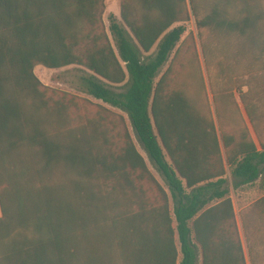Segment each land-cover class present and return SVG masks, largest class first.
<instances>
[{
  "label": "trees",
  "instance_id": "1",
  "mask_svg": "<svg viewBox=\"0 0 264 264\" xmlns=\"http://www.w3.org/2000/svg\"><path fill=\"white\" fill-rule=\"evenodd\" d=\"M104 7L0 0V264H264V0Z\"/></svg>",
  "mask_w": 264,
  "mask_h": 264
},
{
  "label": "rangeland",
  "instance_id": "2",
  "mask_svg": "<svg viewBox=\"0 0 264 264\" xmlns=\"http://www.w3.org/2000/svg\"><path fill=\"white\" fill-rule=\"evenodd\" d=\"M120 12H121L120 0H105L103 20L107 27H109V22H108L109 15L115 14L118 18H120ZM186 27H187V32L183 36L182 41H184L187 37H193L197 43V47L199 48V51L201 52L202 49L200 45L199 32H198L195 20L192 19V21L189 22L186 25ZM156 51H157V47L154 48L152 55H155ZM39 67H40V70L37 72L36 75L45 87L58 90L61 92L75 94L81 98H87L94 103L104 105L101 101H97L93 99L92 97L87 96L85 93H83L79 89L80 77L86 75L87 73L86 70L79 68V67H69V68L60 69V70H48L45 67H42V66H39ZM166 68L167 67L162 69L161 75L166 71ZM104 106L122 115L125 118L126 123H127V128L130 131L139 152L143 155V157L147 161L149 169L154 174V176L157 178V180L161 183V185L165 186L163 177L158 172L156 166L151 162L146 152L142 149V147L138 143L135 137V134L133 132V129L131 127L130 121L128 119V116L120 110L112 109L111 107L107 105H104ZM232 184H233V179L231 176H229V185L232 186ZM260 196H261V193L255 188L250 189V190L243 189L238 192H234V191L232 192V198L235 203L236 214H237V223H238V227H239L240 234H241L244 244H245V239H244V233H243L242 209L248 206L250 203H253ZM246 254L248 256L247 249H246Z\"/></svg>",
  "mask_w": 264,
  "mask_h": 264
},
{
  "label": "crops",
  "instance_id": "3",
  "mask_svg": "<svg viewBox=\"0 0 264 264\" xmlns=\"http://www.w3.org/2000/svg\"><path fill=\"white\" fill-rule=\"evenodd\" d=\"M40 70V67L39 66H37L36 68H35V70H34V73H35V75L37 74V72ZM0 74H1V70H0ZM37 76V75H36ZM38 78V77H37ZM39 79V78H38ZM2 216V211H1V208H0V217Z\"/></svg>",
  "mask_w": 264,
  "mask_h": 264
}]
</instances>
